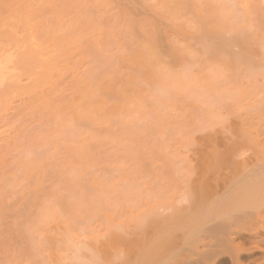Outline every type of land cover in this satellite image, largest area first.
<instances>
[{"label": "rangeland", "instance_id": "1", "mask_svg": "<svg viewBox=\"0 0 264 264\" xmlns=\"http://www.w3.org/2000/svg\"><path fill=\"white\" fill-rule=\"evenodd\" d=\"M240 1L0 0V264L179 207L209 135H264V0Z\"/></svg>", "mask_w": 264, "mask_h": 264}, {"label": "bare ground", "instance_id": "2", "mask_svg": "<svg viewBox=\"0 0 264 264\" xmlns=\"http://www.w3.org/2000/svg\"><path fill=\"white\" fill-rule=\"evenodd\" d=\"M247 4L236 10L246 15ZM240 134L209 135L192 150L179 207L172 196L130 221L109 219L104 235L78 239L57 264H264V135ZM158 210L168 213L143 223Z\"/></svg>", "mask_w": 264, "mask_h": 264}]
</instances>
